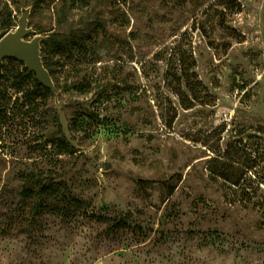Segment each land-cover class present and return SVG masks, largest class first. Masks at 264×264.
<instances>
[{
  "label": "rangeland",
  "instance_id": "rangeland-1",
  "mask_svg": "<svg viewBox=\"0 0 264 264\" xmlns=\"http://www.w3.org/2000/svg\"><path fill=\"white\" fill-rule=\"evenodd\" d=\"M23 9L54 93L0 62V264H264V0Z\"/></svg>",
  "mask_w": 264,
  "mask_h": 264
},
{
  "label": "water",
  "instance_id": "water-1",
  "mask_svg": "<svg viewBox=\"0 0 264 264\" xmlns=\"http://www.w3.org/2000/svg\"><path fill=\"white\" fill-rule=\"evenodd\" d=\"M29 10L23 9L14 31L0 39V62L10 58L22 62L26 69L35 74L39 84L54 93V84L41 58V45L47 36L36 34L28 27Z\"/></svg>",
  "mask_w": 264,
  "mask_h": 264
},
{
  "label": "trees",
  "instance_id": "trees-1",
  "mask_svg": "<svg viewBox=\"0 0 264 264\" xmlns=\"http://www.w3.org/2000/svg\"><path fill=\"white\" fill-rule=\"evenodd\" d=\"M4 1V0H3ZM7 7V6H6ZM9 26V24H6L5 25V27H8ZM37 34V33H36ZM50 188H47L46 186H40L39 188H38V192H37V196H43V195H45V194H47V192H48V190H49ZM248 195V194H247ZM61 201H62V204H66V207H65V210L69 207L70 208V206L71 205H74L75 203H76V201L74 200H71L70 198H65V199H61ZM57 209H60L59 207L57 208ZM38 211V208L36 209H34V212L36 213ZM63 211H64V209H63ZM103 221H110V224H108V229L110 230V231H115V230H119V229H122V228H124V227H126V224H125V222L124 221H121V220H115V219H108L107 220V218H103Z\"/></svg>",
  "mask_w": 264,
  "mask_h": 264
}]
</instances>
